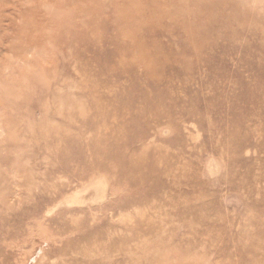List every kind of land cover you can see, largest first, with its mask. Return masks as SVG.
<instances>
[{
  "label": "rangeland",
  "instance_id": "obj_1",
  "mask_svg": "<svg viewBox=\"0 0 264 264\" xmlns=\"http://www.w3.org/2000/svg\"><path fill=\"white\" fill-rule=\"evenodd\" d=\"M0 264H264V0H0Z\"/></svg>",
  "mask_w": 264,
  "mask_h": 264
}]
</instances>
